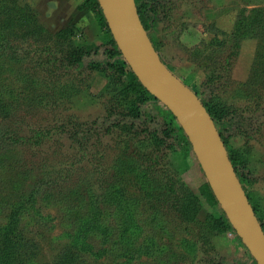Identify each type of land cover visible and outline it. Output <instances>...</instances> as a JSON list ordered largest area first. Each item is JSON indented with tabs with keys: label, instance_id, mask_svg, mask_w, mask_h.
<instances>
[{
	"label": "trees",
	"instance_id": "trees-1",
	"mask_svg": "<svg viewBox=\"0 0 264 264\" xmlns=\"http://www.w3.org/2000/svg\"><path fill=\"white\" fill-rule=\"evenodd\" d=\"M183 1L181 0L179 7ZM175 2L176 0H134L145 31L161 34V29L164 32L173 29L175 26L174 10L177 7ZM82 7L92 12L103 33L98 46L77 43L74 40L76 31L73 28L61 30L56 35L49 36L48 40L41 45L31 43L28 36L21 38L20 43H17L18 40H9L5 37L3 29L8 30V27L0 25V59H8L10 62L8 74H14L16 80L19 77L18 82L22 83L25 89H32L36 93L50 90L52 93L43 92L37 99L39 108L42 113L46 112L51 115L59 113L54 123L44 119V123L35 128L31 136H25L9 127L0 129V191L9 190L6 198L0 195V264H46L37 261L34 240L29 238V235L33 234V232L30 233V227L43 226L46 228L48 226L45 220L50 221L52 217L43 216L39 210V204L40 202L49 204L50 200L59 197L60 201L57 204L61 207L63 219L68 223L72 220L74 222L71 229L64 234V237L68 239L64 250L51 264H91L90 259L97 264L98 258L103 255L113 259L123 258L124 261L116 262L117 264H133L137 258L141 257V247H136L138 237L134 236L132 242L127 239H130V235L128 236L127 228L125 229L126 224L123 218L119 219L120 227L116 228L112 226L108 216L102 215L101 204L99 198L93 193V187L103 188L104 174L93 178L95 183H91L89 179L96 171L94 160L105 157L104 151L94 150L95 142L108 133L125 132L124 135L118 133L116 136L118 141H116V146L123 151V156H125L123 163L126 169L124 170L129 169L144 183L150 185L143 199L154 200L157 206L161 204L159 208L153 207L156 213L150 220L151 224L157 221V216L164 210L173 213L180 221L192 224L196 221L200 210L199 198L186 189L178 178L177 172H172L168 162L170 155L187 157L192 153L191 145L182 128L171 112L142 87L125 63L108 30L97 0H85ZM254 18L258 21L254 26L252 25L254 24L253 19L242 18L232 38L228 39L229 43H233V49L223 62L214 64L216 67L214 78L219 79L215 89L224 91L232 85L229 79L231 66L229 59L237 55L235 49L239 45L240 37L245 32L254 37L264 34V20L255 16ZM184 28L183 24L180 26V31ZM149 38L158 54L159 49L150 36ZM190 53L193 56L202 55L200 50ZM159 59L162 61L160 56ZM16 65L21 67L14 73L13 67ZM31 65L40 69L38 74L32 72ZM262 73L258 81H253V85L257 86L256 92L264 88V72ZM93 76L105 81L100 93L93 97V102L101 108V116L92 122L77 124L73 122L75 119L73 115L67 114L72 109L71 97L80 91H87V88H80L81 84L88 85L89 79ZM129 76L130 81H126ZM78 81L88 82L77 86ZM188 88L201 101L212 119L236 176L240 180L237 164L232 161L228 152L227 141L229 140H226L224 136L233 125L227 118L222 117L225 109L233 112L235 107L229 105L224 109L219 108L216 98L215 101L210 100L206 103L202 97L190 87ZM205 96L211 98V92ZM259 97V95H253V103ZM10 100V95L6 96L3 91H0L1 104L8 105ZM237 110L240 115L245 111L243 108L240 110L237 108ZM7 118L5 116L4 119ZM239 121L243 122L241 119ZM63 139L69 143L68 151L72 157L71 160L68 159L69 157L64 159V155L61 154L55 156L58 152L49 154L44 150L46 147H59ZM130 148H133L132 155L127 157L125 154ZM16 149L19 152L43 151L40 155L44 157L38 158L31 164L33 166L35 163L40 164L38 170L44 178L39 179L27 191L19 189L21 187L19 180L24 173H18L20 169L27 166V162L12 158L11 155ZM116 162L120 166L115 165L113 170L123 165L122 159ZM153 177H157L159 181L157 178L153 181ZM11 182L16 185L12 186ZM118 189L113 186L108 193L109 200L107 204L104 202V205L114 206L117 211H121L125 210L123 208L126 205L125 196ZM150 192L156 196L153 198L154 195L151 196ZM199 195L208 208H219L206 181L200 186ZM72 201L76 205H73ZM25 220H27L26 226L23 225ZM160 227L161 224H157L156 228L160 229ZM202 228L208 234L206 240L200 244L195 241H185V247L213 250L212 234L230 230L246 255L247 264H256L222 210L220 218L207 220ZM136 230L139 231L140 228ZM116 246L118 250H113ZM168 250L171 249L167 248L166 251ZM214 257L220 264L224 261V258L215 252ZM202 260L205 263L217 264L210 257ZM156 264H166V260H160Z\"/></svg>",
	"mask_w": 264,
	"mask_h": 264
},
{
	"label": "rangeland",
	"instance_id": "rangeland-1",
	"mask_svg": "<svg viewBox=\"0 0 264 264\" xmlns=\"http://www.w3.org/2000/svg\"><path fill=\"white\" fill-rule=\"evenodd\" d=\"M84 2L85 0H0V25L8 27L9 31L3 29L5 37L9 40H18L17 43H20L21 38L28 36L31 43L41 45L48 40L49 36L56 35L61 30L73 28L76 31L74 40L77 43L98 46L103 33L92 12L82 7ZM180 2L181 0L175 2L177 7L174 10L173 29H168L166 32L161 29V34L147 33L159 49L158 55L167 69L182 83L190 87L206 103L210 100L215 101L216 98L219 108L224 109L229 105L235 107L233 112L225 109L222 113V117L227 118L233 125L224 136L226 140H229L227 143L230 157L237 164L241 177L239 183L244 188L245 195L264 231V88L256 92L257 86L253 85V81H258L264 72V34L254 37L245 32L240 37L239 45L235 49L237 55L229 59L231 65L229 79L232 85L224 91L215 89L219 79L214 78L216 75L214 64L223 62L233 49V43H229L228 39L232 38L242 18L253 19V26L258 22L254 16L264 20V0H184L179 7ZM53 3L58 4L57 10ZM87 11L90 14L85 13ZM68 15H75V17L70 20ZM76 18L78 19L76 25L68 22L69 20L76 22ZM183 24L185 28L180 31V26ZM194 50H200L202 55L193 56L190 52ZM9 64L8 59H0V88L2 89L0 91H3L6 96L10 95L11 98L8 105L0 103V129L9 127L25 136H31L32 131L44 123V119L54 123L59 113L54 115L42 113L37 99L44 91L36 93L32 89H25L22 83L18 82L19 77L16 80L14 74H8ZM20 67L14 66V73ZM31 69L36 74L40 70L34 65H31ZM130 79L129 76L126 81ZM77 83H79L77 86L81 84L79 81ZM104 84V80L93 76L89 79L88 85L81 84L80 88H87V91L72 95V109L67 114L73 115L75 118L73 122L89 123L101 116V108L93 102V97L100 93ZM210 92L211 98L209 96L206 98L205 95ZM44 93L52 92L45 90ZM253 95H259L261 99L256 98L253 103ZM237 108L239 110L243 108L244 113L240 115ZM5 116L8 118L4 119ZM240 119L243 122H240ZM118 133L121 132L105 134L95 142L94 150L104 151L105 157L94 160L96 171L89 179L91 183H95L92 179L104 174L103 188L93 187V193L99 198L101 204L102 215L108 216L110 223L116 228L120 227L119 219L123 218L126 224L125 229L127 228L128 236L130 235V239H127L130 242L137 235L136 247H141V257L137 258L133 264H156L160 260H166V264H214L205 263L202 260L207 257L213 258L217 264H220L216 261L214 252L224 258L221 264H247L246 255L230 230L212 234L213 250L185 247V241L203 243L208 236L206 230L202 228L204 223L209 219L217 220L221 217L220 207L208 208L199 195V188L206 180L193 152L187 157L170 155L168 162L172 172H177L178 178L186 189L200 200L201 206L196 221L192 224L182 222L173 213L164 210L157 216L155 223H150L156 213L153 207L157 206V203L154 200L143 199L149 184L144 183L129 169L124 170L126 169L123 163L125 156L116 146ZM121 134L124 135L125 132ZM68 148L69 143L63 139L59 147H46L44 150L49 154L58 152L55 156L61 154L64 155V159L69 157L68 159L71 160ZM17 150L12 153V158L27 162V166L18 171L19 174L24 173L19 180L21 183L19 189L27 191L39 179L44 178L38 170L40 164L35 163L34 166L31 164L38 158H43L44 155H40L43 153L41 150L26 152ZM131 150L133 148L125 154L127 157L132 155ZM118 159H122L123 165L113 170L115 165L120 166L116 162ZM79 176L83 175L79 174ZM156 178L153 177V181H156ZM11 183H13L12 186L16 185L14 182ZM113 186L118 187V190L124 194L126 205L123 208L125 210L117 211L114 206L104 205V202L107 204L109 200L108 193ZM181 190L185 193L183 189ZM8 192L9 190L0 191V195L6 198ZM150 195H154L153 198L156 196L153 192H150ZM59 201L60 197L50 200L49 204L40 202L39 210L42 215L50 216L52 219L45 220L48 225L46 228L30 227V233L33 232V234L29 235V238L34 240V251L40 263H53L64 250L68 241L64 234L71 229L74 222L72 220L68 223L63 219V212L57 204ZM72 202L76 205L74 201ZM160 205L158 204L155 208H159ZM26 222L27 220L23 225ZM159 223L160 229L156 228ZM138 227L139 231L136 230ZM167 248L172 251L167 252ZM113 250H118V246ZM90 260L91 264H95L94 260ZM98 261L97 264H117L124 260L121 257L113 259L103 255L98 258Z\"/></svg>",
	"mask_w": 264,
	"mask_h": 264
},
{
	"label": "water",
	"instance_id": "water-1",
	"mask_svg": "<svg viewBox=\"0 0 264 264\" xmlns=\"http://www.w3.org/2000/svg\"><path fill=\"white\" fill-rule=\"evenodd\" d=\"M97 3L125 63L142 87L174 116L220 209L256 264H264V232L201 101L159 59L134 0Z\"/></svg>",
	"mask_w": 264,
	"mask_h": 264
},
{
	"label": "crops",
	"instance_id": "crops-1",
	"mask_svg": "<svg viewBox=\"0 0 264 264\" xmlns=\"http://www.w3.org/2000/svg\"><path fill=\"white\" fill-rule=\"evenodd\" d=\"M53 6L55 7L56 10H57V8L59 7L58 4H55V3H53ZM85 13H89V12L87 11V12H85ZM68 14H69V13H68ZM89 14H90V13H89ZM85 15L88 16V14H85ZM68 16H69L68 18H70V20H71V19H74L73 17H75V15H74V16H73V15H68ZM79 16H80V15H78V17H79ZM90 16H91V15H90ZM78 17H77V18H78ZM80 17H81V16H80ZM64 18H65V17H64ZM77 18H76V22H75V20H73L72 22L69 20L68 22L71 23V24L74 23V25H76V23L78 22V19H77ZM79 22H80V21H79ZM69 23H68V24H69ZM79 24H80V23H79Z\"/></svg>",
	"mask_w": 264,
	"mask_h": 264
}]
</instances>
